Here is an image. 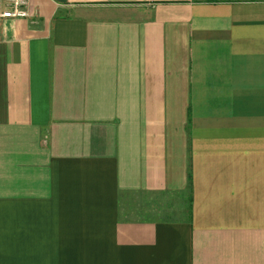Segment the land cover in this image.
I'll list each match as a JSON object with an SVG mask.
<instances>
[{"label":"crops","instance_id":"crops-1","mask_svg":"<svg viewBox=\"0 0 264 264\" xmlns=\"http://www.w3.org/2000/svg\"><path fill=\"white\" fill-rule=\"evenodd\" d=\"M0 0V264H264V0Z\"/></svg>","mask_w":264,"mask_h":264},{"label":"built area","instance_id":"built-area-1","mask_svg":"<svg viewBox=\"0 0 264 264\" xmlns=\"http://www.w3.org/2000/svg\"><path fill=\"white\" fill-rule=\"evenodd\" d=\"M26 0H12L8 10L2 12L4 17H25L27 11L25 9Z\"/></svg>","mask_w":264,"mask_h":264}]
</instances>
